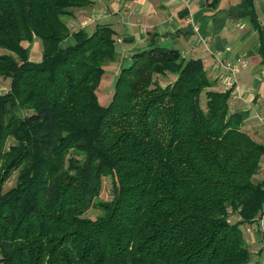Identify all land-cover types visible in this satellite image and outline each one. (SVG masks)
Listing matches in <instances>:
<instances>
[{
    "label": "trees",
    "instance_id": "trees-1",
    "mask_svg": "<svg viewBox=\"0 0 264 264\" xmlns=\"http://www.w3.org/2000/svg\"><path fill=\"white\" fill-rule=\"evenodd\" d=\"M90 6L0 0V78L11 81L0 94V264H250L242 227L264 220V144L243 130L249 113L232 111V89L213 90L202 59L153 41L102 105L120 53L109 24L72 31ZM245 10L264 64L255 0ZM35 40L37 62L24 45Z\"/></svg>",
    "mask_w": 264,
    "mask_h": 264
},
{
    "label": "crops",
    "instance_id": "crops-1",
    "mask_svg": "<svg viewBox=\"0 0 264 264\" xmlns=\"http://www.w3.org/2000/svg\"><path fill=\"white\" fill-rule=\"evenodd\" d=\"M68 20L72 31H91L98 23L115 31L120 70L132 55L153 41L178 50L187 59H202L213 90H228L229 75L222 60L244 59L230 105L232 111L248 112L243 130L264 144V64L261 43L246 14L245 0H221L217 8L208 0H91ZM259 24L264 31V0H255ZM264 166V158L262 159ZM251 249L250 264H264V220L242 227Z\"/></svg>",
    "mask_w": 264,
    "mask_h": 264
},
{
    "label": "rangeland",
    "instance_id": "rangeland-1",
    "mask_svg": "<svg viewBox=\"0 0 264 264\" xmlns=\"http://www.w3.org/2000/svg\"><path fill=\"white\" fill-rule=\"evenodd\" d=\"M70 20V19H69ZM24 45L26 47H30V59L32 61H40L41 57H42V43L38 40H35L34 43L32 44H28V43H24ZM5 53L3 50L0 49V54ZM106 75L103 77L102 79V83L97 91L98 93V97H99V101L102 105H108L111 102L113 93H114V85H115V81L118 77V73L120 72V70L118 69L117 66H109L106 68ZM167 81H164L163 83L166 84ZM10 83L11 81L9 79H3L0 78V94H4L7 93L10 89ZM15 178H13L12 180H10L8 182L7 188H10L11 186L14 185L15 183ZM264 180V166L262 167L261 172L256 175L254 177V181L256 183H260ZM101 198L104 200H109L111 199V181L110 179L106 178L104 180V185H103V191L101 194ZM100 211L98 210H94V209H90L86 216L90 217V218H95L97 217V215H99ZM237 220V216L233 215L231 217V221L235 222Z\"/></svg>",
    "mask_w": 264,
    "mask_h": 264
},
{
    "label": "built area",
    "instance_id": "built-area-1",
    "mask_svg": "<svg viewBox=\"0 0 264 264\" xmlns=\"http://www.w3.org/2000/svg\"><path fill=\"white\" fill-rule=\"evenodd\" d=\"M120 42V41H117ZM222 55H220V63L225 71L229 75V81L227 82L228 90L234 89L237 86L240 78V73L242 68L246 65V61L244 59H236V60H222ZM233 92V91H232Z\"/></svg>",
    "mask_w": 264,
    "mask_h": 264
}]
</instances>
